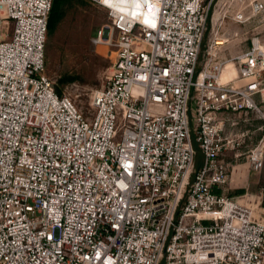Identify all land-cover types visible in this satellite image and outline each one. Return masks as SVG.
<instances>
[{
    "label": "built area",
    "instance_id": "1",
    "mask_svg": "<svg viewBox=\"0 0 264 264\" xmlns=\"http://www.w3.org/2000/svg\"><path fill=\"white\" fill-rule=\"evenodd\" d=\"M232 1L94 0L114 59L82 110L46 73L53 0H0V264H264L224 159L264 168V45L225 53Z\"/></svg>",
    "mask_w": 264,
    "mask_h": 264
},
{
    "label": "rangeland",
    "instance_id": "2",
    "mask_svg": "<svg viewBox=\"0 0 264 264\" xmlns=\"http://www.w3.org/2000/svg\"><path fill=\"white\" fill-rule=\"evenodd\" d=\"M257 1L264 3V0H233L231 5L228 4L223 9V12L228 9L229 14L241 12L246 18L243 24L233 23L231 19L226 20L224 32L230 29L238 33L227 39L228 49L225 53L228 56L247 50L253 39H259L264 45V11L256 14L253 10ZM63 12V17L54 31L48 32L47 35L46 73L55 82L59 92L70 94L79 108L86 110L92 92L105 85L114 59L113 47L94 42L99 30L108 23V14L94 0H70L63 6ZM62 78L67 81L61 83ZM246 166L239 165L235 168L234 179L237 188L230 191V196L240 198L248 193L251 198L249 202H261L262 209L264 168L260 173H247L249 170ZM245 173L247 179L244 177ZM243 177L248 184L243 183Z\"/></svg>",
    "mask_w": 264,
    "mask_h": 264
},
{
    "label": "crops",
    "instance_id": "3",
    "mask_svg": "<svg viewBox=\"0 0 264 264\" xmlns=\"http://www.w3.org/2000/svg\"><path fill=\"white\" fill-rule=\"evenodd\" d=\"M260 124H261V122L252 119L251 122H248V123H243L242 122L240 124V126H237L235 128H232V127L229 128V131H231L233 134H239L241 132L248 133L247 145L249 146L252 142H255V140H258L259 137L263 134V131L258 130ZM249 136H250V139H249ZM246 146H244L241 149V152L248 148ZM196 148H197V146H196ZM234 155H235V151H230V152L227 153L226 157L224 158L225 161L229 162L230 165L232 166V168H231V184H230L231 190L234 189V188H237L236 187V183L237 182H235V179H234V171H235V168L237 166H239V165H247L249 171L247 172V170H246V172L247 173L251 172L250 167H249V163H247L246 160L243 159V157H242V159H239V158H235ZM202 165H203V155H202L201 151L197 149L196 150V168H199ZM244 177H246V179H247V174L246 173H245ZM249 177H248V179H249ZM246 179L244 178V182L243 181L242 182L245 183V184H248Z\"/></svg>",
    "mask_w": 264,
    "mask_h": 264
},
{
    "label": "trees",
    "instance_id": "4",
    "mask_svg": "<svg viewBox=\"0 0 264 264\" xmlns=\"http://www.w3.org/2000/svg\"><path fill=\"white\" fill-rule=\"evenodd\" d=\"M70 0H53L51 13L48 20V32H53L58 22L63 17V6L68 3ZM67 81L66 79L62 78L61 83ZM198 148H196L197 150ZM199 150V149H198Z\"/></svg>",
    "mask_w": 264,
    "mask_h": 264
},
{
    "label": "bare ground",
    "instance_id": "5",
    "mask_svg": "<svg viewBox=\"0 0 264 264\" xmlns=\"http://www.w3.org/2000/svg\"><path fill=\"white\" fill-rule=\"evenodd\" d=\"M234 33V34H233ZM238 35L237 31L236 30H230L228 29L224 34L223 36L220 38V40H225V41H228L227 39H229L230 37L232 36H236ZM238 77V72H237V69L232 65V64H229L228 66L225 67L224 69V72H223V78L226 80V79H234V78H237ZM249 206L254 209L256 212L260 210V206L257 204H254V203H248Z\"/></svg>",
    "mask_w": 264,
    "mask_h": 264
},
{
    "label": "snow or ice",
    "instance_id": "6",
    "mask_svg": "<svg viewBox=\"0 0 264 264\" xmlns=\"http://www.w3.org/2000/svg\"><path fill=\"white\" fill-rule=\"evenodd\" d=\"M105 2H107V0H105Z\"/></svg>",
    "mask_w": 264,
    "mask_h": 264
}]
</instances>
